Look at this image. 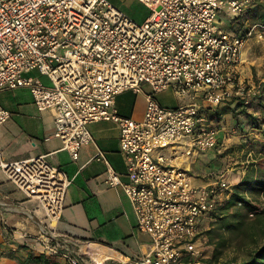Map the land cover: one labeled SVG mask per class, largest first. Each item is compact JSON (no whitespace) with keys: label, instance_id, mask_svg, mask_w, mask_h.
<instances>
[{"label":"built area","instance_id":"built-area-1","mask_svg":"<svg viewBox=\"0 0 264 264\" xmlns=\"http://www.w3.org/2000/svg\"><path fill=\"white\" fill-rule=\"evenodd\" d=\"M139 1L149 10L141 22L110 0H0V90L27 88L38 110H51L54 136L73 159L94 142L89 123L115 121L127 180L102 150L94 157L106 164L108 184L123 187L138 228L151 239L149 251L130 264H205L199 238L234 184L223 172L195 184L185 163L221 145L209 111L233 100L247 105L259 92L260 84L239 78L238 67L247 39H262L264 24H252L244 34L216 24L225 6L238 17L251 0ZM144 84L150 91L142 117L120 115L115 96L138 93ZM168 89L183 102L162 106L154 95ZM9 117L0 104V126ZM46 156L2 161L0 167L45 212L49 226H40L36 237L42 252L87 264L54 234L71 179Z\"/></svg>","mask_w":264,"mask_h":264},{"label":"crops","instance_id":"crops-1","mask_svg":"<svg viewBox=\"0 0 264 264\" xmlns=\"http://www.w3.org/2000/svg\"><path fill=\"white\" fill-rule=\"evenodd\" d=\"M133 1V15L122 6L112 3L133 20L141 22L149 10L141 1ZM260 5H264V0H251L244 14L238 16L244 26L234 21L236 16L232 17L230 22L233 20V24H237L230 32L244 34L252 24L259 23L257 16L261 10ZM222 12L224 10L220 13ZM250 17L255 22H249ZM237 26H240V29H237ZM228 28L229 25L223 29L228 31ZM248 39L242 52L238 76L247 83L256 82L258 77L262 82L264 49L258 44L253 49V42L248 43ZM29 74L39 76L46 85L50 84L49 79L39 75L36 70L30 71ZM144 85L138 92L140 93L138 99L137 96L132 99V93L134 94L132 90L123 91L115 96V106L120 115L138 119L142 117L145 94L149 92H147L149 87ZM165 91L155 96L162 106L174 107L183 102L174 92L168 96L167 90ZM160 94H163V99L159 97ZM263 103V96L257 95L249 106H244L246 112L258 118L260 123L257 128L252 123L244 126L243 135L240 134L238 137L228 135L230 126L233 129L234 125L226 119L236 114L239 115L237 118H240V113L236 112L240 107L228 103V107L221 109L222 112L217 115L220 120L216 117L218 119L216 124L210 115L213 109L209 111L213 125L218 129L220 147L227 146L230 141L243 139L246 135L244 132L250 134L254 129L264 132V109L259 107ZM0 104L10 111L9 119L0 126V162L46 154L47 160L52 165L62 168L71 179L66 190L62 213L54 227L57 238L67 241L78 250L88 260L87 264H121L120 257L129 261L125 264H130V261L147 253L151 239L138 228L131 201L121 185L108 184L106 164L94 157L98 149L102 150L111 167L119 173L121 181L127 180L125 159L118 143V124L112 120L89 123L88 129L94 142L82 145L78 157L73 159L67 150L62 149L61 140L54 136L53 112L49 109L38 110L27 88L1 89ZM222 121H225V124H221ZM219 123L221 127L218 128ZM210 151L212 150L206 152ZM204 152L193 154L185 163L195 184H205L212 178L208 175L210 169L204 166L207 161L209 162L210 156ZM199 156L201 161L197 166ZM245 174L238 176L231 183L237 184ZM255 178L259 179L257 175H254L253 179ZM47 225L49 226V221L39 201L20 190L0 167V264H19V259L26 256L28 251L41 253L42 247L36 237L40 226ZM104 255L106 259L100 261Z\"/></svg>","mask_w":264,"mask_h":264},{"label":"rangeland","instance_id":"rangeland-1","mask_svg":"<svg viewBox=\"0 0 264 264\" xmlns=\"http://www.w3.org/2000/svg\"><path fill=\"white\" fill-rule=\"evenodd\" d=\"M112 2L122 6L129 12L131 15L134 14V1L133 0H112ZM224 12L219 13L216 17V24L221 26L222 28L226 27L229 25V28L227 29L230 31L233 27H236L237 23L233 24V20L230 22V19L234 17V14L227 9V6L224 7ZM136 17V16H135ZM237 21L239 25H243V22L240 20L239 17H237L235 20ZM249 22H255L254 19L250 17ZM242 23V24H240ZM244 26V25H243ZM226 29V28H225ZM237 29H240V26H237ZM244 33V31H242ZM259 40V41H257ZM253 42V49L255 45H261L264 49V37L262 39H257L255 36H250L248 39V43ZM259 42V43H256ZM263 45H262V43ZM264 73V71H263ZM264 76V74H262ZM257 81L252 84L256 85L258 82H260V77L256 79ZM245 81V80H244ZM246 82V81H245ZM251 83V82H250ZM146 86V85H144ZM148 86V85H147ZM146 86V87H147ZM260 90L259 94L257 93L253 98L252 101H254L255 97L257 95H261L264 98V81L260 82ZM149 87V86H148ZM150 91V88L147 90V92ZM166 92V91H165ZM173 91L171 89L167 90L168 96L173 95ZM140 93H132V99H135L137 96V99L139 98ZM157 94L154 95V98H156ZM163 94H160L159 97L161 99ZM173 100V99H172ZM171 100V101H172ZM252 101L247 104L246 106H249ZM263 105V106H262ZM260 108L264 109V103ZM234 111V110H233ZM240 113V118H237L239 115L236 114L234 117H229L226 120L231 121L234 126L232 129V126H230V132L228 135H231L233 137H238L242 134L243 130L245 129L246 126L250 125L249 119L245 117L242 112H241V107L238 111ZM235 114V113H234ZM214 123H218V119L213 118ZM220 120V119H219ZM221 124H225V121H222ZM218 128L221 127L220 123L217 125ZM245 126V127H244ZM250 134L245 133V136H243V139H236L234 141H230L228 145H224L223 148H214L211 149L212 151L206 152L209 154L210 159L209 162L207 161L205 167H208L210 171L208 172V175L214 176L216 174H219L221 172L225 173L226 177L230 182H233L237 179L238 176H241L244 173H247L248 171L254 170L253 175H257L259 179L263 182L261 185L254 187L250 189L249 191L246 192V195L254 202L259 204L260 206L264 207V132H259L254 130H251ZM227 139V136H226ZM204 152V153H205ZM199 161H201V156H199V160L197 162V166ZM210 165V166H209ZM194 167V166H193ZM223 200L221 202L220 209L223 208L225 202ZM216 219L214 216L211 219L206 220L204 230L202 231V236L199 238L202 241V246L205 251V259L204 261L208 258L211 257L212 250H213V244L210 243L208 240V235L205 233L206 230H208L214 222H216ZM219 222V221H218ZM215 224L213 228H217L218 226ZM220 225V222H219ZM222 229V228H221ZM224 234H229V241L227 242V245H225L222 248V254L219 256L213 264H222V262L226 259H231V258H237L238 261H240L244 255V251L239 247L237 244L240 242L239 238L235 239L234 233H229L228 231H224ZM214 240L216 241V237H214Z\"/></svg>","mask_w":264,"mask_h":264},{"label":"trees","instance_id":"trees-1","mask_svg":"<svg viewBox=\"0 0 264 264\" xmlns=\"http://www.w3.org/2000/svg\"><path fill=\"white\" fill-rule=\"evenodd\" d=\"M260 13L257 16L259 23L264 24V5H260ZM227 103V104H226ZM218 105L214 108L210 115L216 118L222 110L228 107V103H234L236 107H241L242 114L249 119V122L258 127L260 121L246 112L244 106L246 104L241 101L233 100ZM225 106H221L224 105ZM218 118V117H217ZM254 170L248 171L244 177L233 186V193L225 200V204L220 212L217 211L213 215L216 222L206 230L208 240L213 244L211 257L208 258L205 264H213V262L222 254V248L229 241V234H224V231L234 233V238L240 240L238 246L244 251V255L240 261L237 258L226 259L222 264H264V207L258 208L253 204L246 195L250 189L257 187L263 183L260 179H253ZM221 203L218 205V210ZM257 209L253 216H249V212ZM220 225H219V222ZM217 228H213L217 224ZM222 228V229H221ZM216 237V241L214 240ZM59 255H51L45 252L35 253L28 251L26 256L19 259V264H68L66 260Z\"/></svg>","mask_w":264,"mask_h":264}]
</instances>
